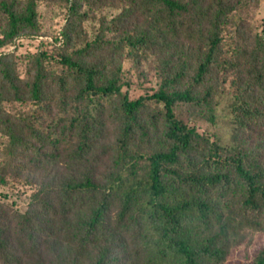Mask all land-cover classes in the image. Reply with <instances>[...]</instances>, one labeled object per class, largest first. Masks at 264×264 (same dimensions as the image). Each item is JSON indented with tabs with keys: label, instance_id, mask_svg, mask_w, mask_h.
<instances>
[{
	"label": "trees",
	"instance_id": "trees-1",
	"mask_svg": "<svg viewBox=\"0 0 264 264\" xmlns=\"http://www.w3.org/2000/svg\"><path fill=\"white\" fill-rule=\"evenodd\" d=\"M253 1L0 0V187H35L25 210L0 201V264H225L264 233V140L249 141L264 135V25L233 20ZM41 2L69 8L54 37ZM83 7L120 14L89 38ZM29 40L41 50L18 54ZM127 55L158 62L152 96L124 91ZM231 73L224 145L176 107L214 122Z\"/></svg>",
	"mask_w": 264,
	"mask_h": 264
},
{
	"label": "rangeland",
	"instance_id": "rangeland-1",
	"mask_svg": "<svg viewBox=\"0 0 264 264\" xmlns=\"http://www.w3.org/2000/svg\"><path fill=\"white\" fill-rule=\"evenodd\" d=\"M42 33L55 36L60 28L66 24L70 12L66 6H57L48 2H41L39 6ZM81 13H87L88 17L83 22V28L89 38H95L102 30L103 24H111L112 20L120 14V10L113 8L89 9L83 7ZM239 17L247 18L255 32H260L264 25V0H254L249 11L238 12L233 20ZM229 31L231 28L229 27ZM108 38L113 39L112 33ZM42 47L36 40L25 41L18 54H35ZM50 54H58L57 50L48 48ZM226 56L230 58V54ZM124 75L128 91L132 99L152 96L161 84L158 62L153 56L139 55L134 58L126 56L123 64ZM232 73L226 76L222 84L223 92L216 99V120L209 122L201 116L191 112L186 105L179 104L176 107L177 116L194 127L201 134L209 136L212 140L224 145L234 144V134L237 124L234 121V87L232 85ZM264 140V135L254 133L250 136V144L258 146ZM7 144V138L0 133V164L4 163L3 149ZM264 154V153H263ZM24 174L10 177L6 186L0 187V201L8 200L25 210L28 206L35 187L29 184ZM7 195V197L5 196ZM264 249V233H249L244 242L230 250L225 264H250L254 257Z\"/></svg>",
	"mask_w": 264,
	"mask_h": 264
}]
</instances>
